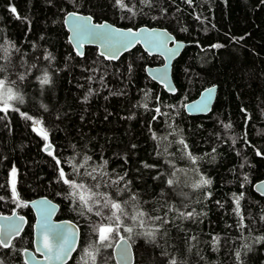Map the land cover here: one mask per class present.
<instances>
[{"label":"trees","instance_id":"trees-1","mask_svg":"<svg viewBox=\"0 0 264 264\" xmlns=\"http://www.w3.org/2000/svg\"><path fill=\"white\" fill-rule=\"evenodd\" d=\"M69 11L121 27L165 28L184 41L171 70L176 93L146 75L162 58L140 45L116 60L95 47L78 56L64 26ZM0 79L22 97L0 112V213L27 217L21 235L0 246V264H24L33 222L25 202L36 196L55 201L57 218L80 228L67 264H115L120 236L131 242L134 264H264V196L253 190L264 179V0H0ZM211 85V111L187 114L184 104ZM33 121L42 122L48 141ZM49 142L66 177L90 188L87 173H103L98 191L121 203L125 215L110 247L96 231L116 227L109 209L102 218L70 196L44 150ZM202 177L211 184L192 187ZM187 212L193 216L181 215Z\"/></svg>","mask_w":264,"mask_h":264},{"label":"snow or ice","instance_id":"snow-or-ice-1","mask_svg":"<svg viewBox=\"0 0 264 264\" xmlns=\"http://www.w3.org/2000/svg\"><path fill=\"white\" fill-rule=\"evenodd\" d=\"M118 3L121 2V0H117ZM189 3H191V0H188ZM10 11L12 13H16V8L11 7ZM69 17L72 18V24H73V32L75 34L74 38L76 40L77 46L83 47V44L81 43L82 40L87 39L90 42H99L102 47L106 49V52H101L100 55L106 56L108 59H115L117 58L119 52L121 50H127L129 49L134 43L138 42L141 39H144L146 43H148L150 46H165L164 40L161 39L162 33L157 34L154 32H149L145 34L142 30L137 33L134 32L132 29H128L126 31H121L118 29H110L106 23L104 24H92L90 23L91 18H80L77 13H69ZM17 18H19V15L17 14ZM214 47H222V45H214ZM79 55H83L82 52H78ZM159 78L163 80V77H153ZM20 79H23V77H20ZM50 81L48 79L47 74H45L44 78L41 80L42 84H48ZM209 93H211V89L208 90ZM20 99L22 101V97H18L13 93L12 88L6 87V83L4 80L0 79V112L7 113L10 110V101ZM87 97H85V100ZM197 111L203 110L204 107H206V104L204 102H201L200 104H197L194 106ZM15 111H19L18 109H12ZM157 111H159L157 109ZM24 119L26 120H32V117L29 116L27 113H21ZM155 119V117H154ZM34 125V131H38V133L42 136V138L45 141H48V133L47 130L43 128L42 122L40 121H33ZM35 125H40L39 128L35 127ZM225 127H230V125H225ZM185 149H187V144L183 141H179ZM44 150L49 153V155H52L53 158L56 161L57 165V171L59 180L67 185L72 191L69 193L70 196L77 197L79 203L87 206L91 204L93 207L96 208L95 215L100 216L104 218L103 212L104 209L107 208L110 211V215L107 217L108 220H110L113 224L116 225V227H112L110 224H101L97 229L98 233V243L103 244L106 246H111L109 244V240L111 235L118 231L120 228V220L121 217L125 215L124 210L122 208L121 203H119L116 200H112L108 197L107 193H100L98 190L100 188V183L98 180L103 177V173L100 174V177L95 175L92 171L87 173V177L94 181L91 185V187H87L85 183L80 182L78 183L76 180L69 179L66 177L65 169L61 166V160L55 155L54 151L52 150L51 143H46L44 145ZM189 158L195 161V157L191 156V153H188ZM257 155H262L261 153L257 152ZM86 159H90L87 158ZM106 163V162H105ZM75 174V170H74ZM15 175H16V169L13 168L11 170V176L13 177L12 181V190L15 193ZM81 179H85V177H81ZM124 178L119 177V181H122ZM119 181H114L111 183H119ZM173 179H168L167 184L172 185L174 184ZM211 181L207 178H201L200 181L192 187L194 188H200L205 185H210ZM126 187V186H125ZM85 191L90 192L91 195H89L87 198L85 196ZM123 191V189L121 190ZM117 195H119V192H117ZM210 195V193H209ZM134 198V197H133ZM242 198V197H240ZM2 199V198H0ZM46 203V202H42ZM219 203V202H217ZM239 203V198H237V206ZM171 210V209H170ZM88 211H92V207L88 208ZM49 215L50 213H45L43 215L42 220V235L44 237V249L47 250V254L45 255V259H51L52 256L50 255L52 253V246L48 242V234L51 232L54 235V238L57 241L58 247L55 253V259L62 260L63 256L67 253L71 252L73 249V245L75 244V232L74 230L70 229L66 226L61 225H53L49 221ZM143 215V214H141ZM182 216L191 217L193 216V212H187V213H181ZM9 220L10 222L6 226V229L0 230V246L7 247L6 240L10 238L14 233H17L19 231V226L15 222L11 221V218H5ZM22 219V218H21ZM132 219H136V217H133ZM156 220H162L161 217H156ZM241 220H243V217H241ZM162 223H167L166 220H162ZM243 227V224L240 225ZM127 232H132V228L125 229ZM150 238L154 239L155 234L153 232L146 233ZM120 239H123V237H120ZM260 240H264V237L258 238ZM247 247V245H245ZM40 249H38L39 251ZM127 249H123L121 252L122 258L126 257ZM237 258H239L240 253H236ZM94 259V257H93ZM171 264H176V261L173 259L171 261Z\"/></svg>","mask_w":264,"mask_h":264},{"label":"water","instance_id":"water-1","mask_svg":"<svg viewBox=\"0 0 264 264\" xmlns=\"http://www.w3.org/2000/svg\"><path fill=\"white\" fill-rule=\"evenodd\" d=\"M69 13H77L80 18L90 17L91 18L90 23L92 24L106 23L110 29H118L121 31L132 29L134 32L137 33H139L142 30L145 34L149 32H154L157 34L162 33L163 35L161 36V39L164 40L165 46H150L148 43L145 42L144 39H141L138 42L134 43L129 49L121 50L117 58L110 60H116L123 53L131 50L136 45H140L141 48L148 55L150 56L157 55L162 58L161 64L147 65L145 67L146 75L154 82L161 84L163 89L167 93L170 94L176 93L177 88L174 84L171 70H172L173 61L180 55V53L182 52L185 46L184 41L176 39L175 36L165 28L155 27V26L149 27L146 25H142L137 28L121 27V26H116L108 21L96 22L88 14L69 11L64 16V26L68 32V41L78 56H83V55H79L78 52H82L84 54L86 47H95L98 50L99 55L101 52H106V49L102 47L99 42H90L87 39L82 40L81 43L83 44V47L78 48L76 40L74 38L75 34L73 32L72 18L69 17ZM102 57L108 59L106 56H102ZM154 76L155 77L162 76L163 80L159 78L154 79L153 78ZM209 89L212 90L211 93H209L208 91ZM216 93H217L216 85H211L203 88L199 92L197 97L187 101L184 104L185 112L189 115H205L209 113L215 101ZM201 102H204L206 104V107H204L203 110L201 111H197L194 106L200 104ZM35 127L39 128V125H35ZM253 190L257 194L264 196V179L256 181L253 184ZM42 202H46V203H42ZM25 203L27 206L30 207L33 213V222H32V247L24 248L22 250L21 256L23 263L24 264H67L72 258L73 254L75 253L79 245L81 231L78 224L68 218H60V219L57 218V214L59 212V205L55 201L51 200L46 196H36L34 198H31L30 200H27ZM45 213H50L49 221L51 224L66 226L74 230L75 232V244L73 245V249L71 252L64 255L62 260L55 259V253L58 244L56 239L54 238V235L51 232L48 234V242L52 246V253L50 254L52 258L47 260L44 258L45 255L47 254V250L44 249V237L42 235L41 228H42L43 215ZM8 217L11 218L12 222L18 224L19 231L17 233H14L10 238L6 240L8 246L7 247L3 246L4 248H8L11 242L13 241V239L21 235L27 224V217L24 214L19 213L17 210H13L10 213H0V230L6 229V226L10 222L9 220L5 219ZM120 237H123V239H120ZM120 237L116 239V241L112 246V257L115 264H134L135 253L131 242L124 236H120ZM125 248L127 249V254L126 257L122 258L121 252ZM38 249L40 250L38 251Z\"/></svg>","mask_w":264,"mask_h":264},{"label":"rangeland","instance_id":"rangeland-1","mask_svg":"<svg viewBox=\"0 0 264 264\" xmlns=\"http://www.w3.org/2000/svg\"><path fill=\"white\" fill-rule=\"evenodd\" d=\"M13 93L15 94V92L13 91ZM16 95V94H15ZM11 104V101L9 102Z\"/></svg>","mask_w":264,"mask_h":264}]
</instances>
